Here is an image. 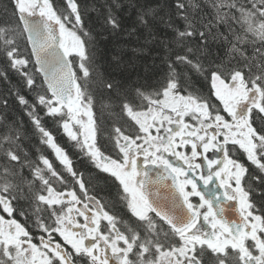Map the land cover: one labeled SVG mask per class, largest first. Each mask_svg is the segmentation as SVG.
I'll return each mask as SVG.
<instances>
[{
    "label": "snow or ice",
    "instance_id": "obj_1",
    "mask_svg": "<svg viewBox=\"0 0 264 264\" xmlns=\"http://www.w3.org/2000/svg\"><path fill=\"white\" fill-rule=\"evenodd\" d=\"M0 264H264V0H0Z\"/></svg>",
    "mask_w": 264,
    "mask_h": 264
}]
</instances>
